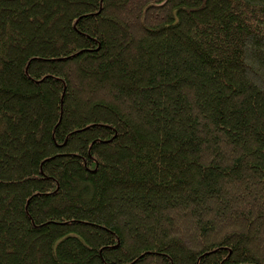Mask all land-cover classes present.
Returning a JSON list of instances; mask_svg holds the SVG:
<instances>
[{
	"label": "trees",
	"instance_id": "1",
	"mask_svg": "<svg viewBox=\"0 0 264 264\" xmlns=\"http://www.w3.org/2000/svg\"><path fill=\"white\" fill-rule=\"evenodd\" d=\"M0 264H264V0H0Z\"/></svg>",
	"mask_w": 264,
	"mask_h": 264
}]
</instances>
